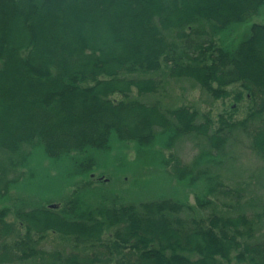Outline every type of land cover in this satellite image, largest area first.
Returning a JSON list of instances; mask_svg holds the SVG:
<instances>
[{
  "label": "trees",
  "instance_id": "1",
  "mask_svg": "<svg viewBox=\"0 0 264 264\" xmlns=\"http://www.w3.org/2000/svg\"><path fill=\"white\" fill-rule=\"evenodd\" d=\"M263 7L264 0H0V153L39 145L58 159L108 150L115 138L148 145L158 135L170 144L200 136L220 152L238 130L264 160V24H252L233 49L202 26L247 23ZM164 68L215 100L238 104L245 95V118L235 120L232 105L215 125L189 108L145 102L161 90L155 75ZM93 164L91 158L78 167L90 171ZM173 171L191 182L208 174L177 161ZM212 192L235 203L242 197L222 183ZM187 210L175 201L86 208L75 195L17 211L19 225L6 222L3 211L0 264H264L257 229L264 205L254 215L244 209L184 219ZM49 234L71 238L74 249L44 252L39 244Z\"/></svg>",
  "mask_w": 264,
  "mask_h": 264
},
{
  "label": "rangeland",
  "instance_id": "2",
  "mask_svg": "<svg viewBox=\"0 0 264 264\" xmlns=\"http://www.w3.org/2000/svg\"><path fill=\"white\" fill-rule=\"evenodd\" d=\"M264 24V7L249 22L233 23L219 29L205 24L220 45L236 48L245 40L252 24ZM155 76L163 81L158 94L143 97L145 102L158 101L165 109L185 107L197 112L201 121L210 119L218 125L219 116L237 109L235 120L245 118L249 101L234 103L233 97L215 100L189 79H173L165 68ZM236 93L243 92L234 86ZM169 136L158 135L148 145L111 139L104 151L84 149L80 153L50 158L42 146H24L16 154L0 153V213L5 221L17 225V211L54 204H65L75 195L86 208L115 203L141 205L150 202L175 201L187 206L181 217L204 218L213 212L221 215L244 211L254 215L264 205V160L254 153L249 140L238 130L220 152L211 148L206 139L191 135L170 144ZM93 159V169L81 171L79 164ZM187 166L194 174L206 172L195 182L179 180L174 173L175 162ZM218 183L238 190V203L213 193ZM211 202L200 206V203ZM255 206V208H254ZM254 208V209H253ZM19 225V221H18ZM264 236V223L257 226ZM24 235V232L22 231ZM14 241H9V246ZM71 238L49 234L40 248L47 253H70ZM83 248H79L82 250ZM8 264H51L50 259L34 258Z\"/></svg>",
  "mask_w": 264,
  "mask_h": 264
}]
</instances>
